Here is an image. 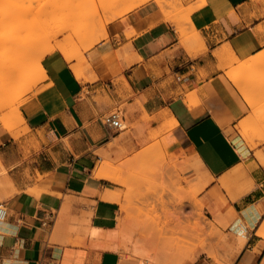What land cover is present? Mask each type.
Listing matches in <instances>:
<instances>
[{
	"label": "crops",
	"instance_id": "1",
	"mask_svg": "<svg viewBox=\"0 0 264 264\" xmlns=\"http://www.w3.org/2000/svg\"><path fill=\"white\" fill-rule=\"evenodd\" d=\"M159 7L149 0L107 24L106 37L84 55L85 80L75 77L74 60L45 55L44 87L19 107L24 131L14 135L0 124V204L7 211L0 264H138L89 245L90 229L113 230L120 216L116 203L102 199L117 191L113 183L93 176L111 138L99 119L120 105L130 122L150 120L151 129L176 121L163 137L207 180L199 198L215 227L227 225L224 259L264 264L257 234L264 224V140L243 138L240 125L252 120L253 108L229 76L236 63L264 55V0H205L190 14L188 38ZM228 49L232 63L224 58ZM211 258L198 250L187 264H213Z\"/></svg>",
	"mask_w": 264,
	"mask_h": 264
},
{
	"label": "rangeland",
	"instance_id": "2",
	"mask_svg": "<svg viewBox=\"0 0 264 264\" xmlns=\"http://www.w3.org/2000/svg\"><path fill=\"white\" fill-rule=\"evenodd\" d=\"M165 1L169 2L167 8L172 15L176 13L175 16H182L185 9L201 2ZM97 6L98 0H0V106H4L0 111L1 126L6 117L8 122L3 126H9L8 131L14 135L24 131L19 107L44 87L46 78L35 73L27 60L36 50L37 41L40 42L37 51L56 42L65 44L78 69L84 72L89 68L84 57L89 51L87 47L104 39L98 25ZM170 7L175 10L174 14ZM100 16L108 18L110 14ZM181 23L185 27L183 37H191L192 32L184 25L185 21ZM80 29L86 30L84 36L72 37V32ZM44 33L55 36L49 38L51 35ZM247 74L249 71L243 73L244 76ZM34 92L37 93L32 95ZM118 109L122 112L123 106ZM122 115L126 129L111 135L106 144L107 151L99 154L96 166L106 162L110 173L120 180L110 184L123 197L126 232L134 241L145 244L150 257L148 264L191 263L198 250H205L213 264H230L224 259L228 251L227 225L223 224L219 229L204 215L199 195L205 187L198 191L201 184L207 182L202 172L181 163L183 152L165 149L163 136L166 132L160 127L151 129L150 120L141 126L139 121L130 122L127 112ZM118 253L122 261L134 263L126 252L119 249ZM152 257L156 259L152 260Z\"/></svg>",
	"mask_w": 264,
	"mask_h": 264
},
{
	"label": "bare ground",
	"instance_id": "3",
	"mask_svg": "<svg viewBox=\"0 0 264 264\" xmlns=\"http://www.w3.org/2000/svg\"><path fill=\"white\" fill-rule=\"evenodd\" d=\"M147 1H149V0H98V6H97V12L96 13L98 14L97 15L98 20H99L98 25H99V27L101 26L104 38L106 37L105 26L107 24H109L110 22H112L118 18H121L125 14L131 12L132 10H134L135 8L139 7L140 5L146 3ZM153 1H155L156 3L161 4L163 6V8L161 10V11H163L162 14L164 13V16L166 17L165 19L174 23V25L176 26V32L179 34V36L181 38H183L184 30H185V27L183 26L181 21H185L184 25H186V28L189 27L190 29L193 30V26H192L191 21H190V14L195 9H198L205 4V0H201V2L199 4H196L194 6H190L187 9H185L184 14L182 16H179V15L175 16L176 13H175V10L173 8H171L172 6L170 8L174 10L173 11V14L175 13L174 15H172L171 10H168V8H167L170 5L169 2H166L165 0H153ZM100 13L101 14H110V17L107 18V17L100 16L101 15ZM104 18H105V20H104ZM84 30L80 29L77 31H73L72 37H80L81 38V36H84V34H85ZM56 33H58V31ZM39 35H41V34H39ZM39 35L37 37L38 39L40 37ZM43 35L46 36V35H51V34L44 33ZM45 36H43V38ZM53 36H55V34H53ZM53 36L51 35L49 38H51ZM41 38L42 37H40V40H41ZM45 38H47V37H45ZM35 41H37V40H35ZM35 41H34V43H35ZM44 41H46V40L44 39ZM53 41H54V39H53ZM39 43L40 42L37 41L36 50L29 54V57L27 60H29V62L32 64V66L30 65L32 67L31 69L35 73L39 74L41 76V78H43V79L46 78V72L44 71L43 67L41 66V60L45 55L57 50L58 52H60L62 54V56L64 57L66 62H70L73 60V57H72L71 53L69 52V50L67 49V46L65 44H59L58 42H56L55 44L53 43L52 45L47 46L43 50L37 51V49L39 48L38 47ZM95 45L96 44H93V43L90 44L87 47V50H90ZM227 52H229V49ZM222 54H224V53H222ZM229 54H230V52L228 53V55H225V57L223 56L224 58L229 59L228 63H232V62L236 61V59L233 58L234 57L233 54H232L233 57L230 56ZM236 65H237L236 69H233L232 72L229 71L230 72L229 76L231 79H233V81L235 82L237 87L241 90L243 96L246 98V101L248 102L250 107L253 108V113H254L253 114L254 117L252 118V120H250L249 122H244V123H242V125H240V132H241L243 138L249 142L253 143L254 140L263 141L264 140V131L261 132L263 129L259 130L257 124H258V122H262V121L264 122V114H262L260 112V109L263 110V107H264V72H262L260 69V67H262L264 65V55L263 56H256L253 59H251L250 61H244V62L242 61L238 64L236 63ZM20 66H21V64H18V67H20ZM17 69H19V68H17ZM72 70H73L74 75L77 79H83V80L86 79L83 75V72H81V70L78 69L77 63H76V65L72 66ZM245 71H249V74L244 76L243 73ZM243 80L249 81L250 84L245 85L246 82H244L245 84H242L241 81H243ZM37 92H34L32 95L36 94ZM186 99H187V101H186L187 104H189V105L193 104V100L191 97L188 96V98L186 97ZM3 107H4L3 105L0 106V111L2 110ZM259 112L261 113L260 115H259ZM263 113H264V111H263ZM167 114H168L167 111H164V112L159 113V116L165 117ZM5 119H6V117L5 118L3 117V120H4L3 123L8 122V121H5ZM1 120L2 119L0 118V121ZM3 123H2V126H3ZM175 124H176V121L174 119H170V122L164 124L162 127H160V129H161V131L168 132L172 129V127ZM5 126H3V128L6 129V127H7V130H10L9 126H6V127ZM163 146L165 147V149H167V147H168L165 141H163ZM93 176L95 178H98V179L107 180L111 183H119L120 182V180L116 176H114L113 173H110V171L108 170V166H107L106 162H102L98 166L95 167V169L93 171ZM200 190H201V188L199 187L198 191H200ZM198 191H197V193H198ZM121 197L122 196L118 192H115V191L107 190V191H105V193H103V195H102L103 200L111 201V202H114L118 205L120 216L117 218L116 227L113 230L103 231V230L97 229V228L90 229L89 230V236H90L92 242L89 245L94 247V248L106 249V250H112V251H118L120 249V250L126 252L127 254H129L130 258L137 260L138 264H148V259L150 257L146 253V249L144 247L145 244L141 245L139 243V241H134V239L131 238L126 232V219L122 216V212L124 211L125 208L121 202ZM199 205H200V207L202 206L200 203H199ZM261 226L262 227L259 229L257 234L264 238V224ZM239 228H240L241 233H239V235H238V240L240 243H242L246 240L245 234L242 230L243 225H241ZM120 237H121V239H120L121 241H119ZM155 259H156V257H152V260H155ZM162 259H164V258H162ZM169 263H171V262H169ZM176 264H178V263L176 262Z\"/></svg>",
	"mask_w": 264,
	"mask_h": 264
},
{
	"label": "built area",
	"instance_id": "4",
	"mask_svg": "<svg viewBox=\"0 0 264 264\" xmlns=\"http://www.w3.org/2000/svg\"><path fill=\"white\" fill-rule=\"evenodd\" d=\"M124 116L118 109L112 110L100 117L99 122L101 126L109 132L110 135L118 134L126 129L124 124ZM6 208L3 204H0V221H3L6 217ZM244 232V227L242 228Z\"/></svg>",
	"mask_w": 264,
	"mask_h": 264
}]
</instances>
